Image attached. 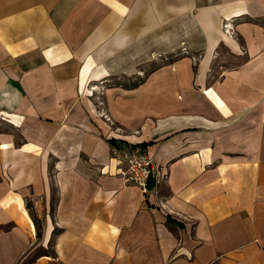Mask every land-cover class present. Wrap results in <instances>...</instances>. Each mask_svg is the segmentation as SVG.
Returning a JSON list of instances; mask_svg holds the SVG:
<instances>
[{"label": "crops", "instance_id": "0c3cea01", "mask_svg": "<svg viewBox=\"0 0 264 264\" xmlns=\"http://www.w3.org/2000/svg\"><path fill=\"white\" fill-rule=\"evenodd\" d=\"M0 264H264V0H0Z\"/></svg>", "mask_w": 264, "mask_h": 264}, {"label": "built area", "instance_id": "2783aa9c", "mask_svg": "<svg viewBox=\"0 0 264 264\" xmlns=\"http://www.w3.org/2000/svg\"><path fill=\"white\" fill-rule=\"evenodd\" d=\"M234 22L233 19L224 22V29L230 36H235ZM101 116L110 126L114 124V119L107 112L104 111ZM119 128L115 126V129ZM114 139L116 143L112 144V158L118 163L124 180L139 186L145 198L149 197L151 192H158L159 185L167 179V175L162 173L155 158L140 144L131 143L122 137Z\"/></svg>", "mask_w": 264, "mask_h": 264}, {"label": "rangeland", "instance_id": "374dc122", "mask_svg": "<svg viewBox=\"0 0 264 264\" xmlns=\"http://www.w3.org/2000/svg\"><path fill=\"white\" fill-rule=\"evenodd\" d=\"M183 54H186V53H184L183 50L179 51V52H176V51L171 52L170 54H166V55L162 52L153 51L152 52V58L150 59V61L145 63L143 66H140L138 68V71H135L131 75H126L123 72H120L119 70H117L116 73L112 74L111 77L108 78L110 80H107L103 85H102V83H99V82H95L96 84L92 82L89 85V88L92 89L93 87H97L99 90H103V89H105L106 86H108L110 84L112 85V84H120V83H123V84L136 83L140 79H143V77L146 74H148L150 71H152L155 67H157L163 63H167L168 61H171V59L174 56L178 57V55L181 56Z\"/></svg>", "mask_w": 264, "mask_h": 264}, {"label": "trees", "instance_id": "16d2710c", "mask_svg": "<svg viewBox=\"0 0 264 264\" xmlns=\"http://www.w3.org/2000/svg\"><path fill=\"white\" fill-rule=\"evenodd\" d=\"M142 81V79H140L138 82L136 83H133V84H126L127 86H130V87H135V86H138L139 83ZM122 85H124L123 83H121ZM111 142L112 144H115L116 143V140L114 138L111 139ZM28 206H30V204H28Z\"/></svg>", "mask_w": 264, "mask_h": 264}]
</instances>
